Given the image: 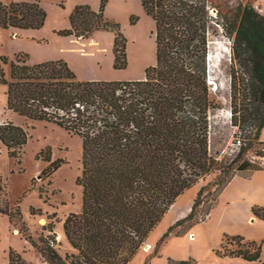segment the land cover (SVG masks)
Here are the masks:
<instances>
[{
  "label": "trees",
  "instance_id": "obj_1",
  "mask_svg": "<svg viewBox=\"0 0 264 264\" xmlns=\"http://www.w3.org/2000/svg\"><path fill=\"white\" fill-rule=\"evenodd\" d=\"M108 0L97 10L76 4L69 28L61 35L88 38L94 31L112 30L115 68L127 65L126 38L119 24L104 16ZM143 11L155 22V64L139 80H81L63 59L29 64L27 57L9 60L0 56V84L6 86L5 108L26 120L56 124L82 141L80 213L69 214L63 233L73 252L62 256L57 248L40 245L23 226L20 207L3 211L10 222L21 220L19 233L40 254L45 264H128L149 233L175 200L201 183L190 211L156 241L143 264L159 255L160 246L173 229L184 230L205 220L218 196L235 175L248 176L264 169L246 156L260 140L264 128V14L251 4L240 5L232 20L210 13L209 0H140ZM45 10L38 1L0 0V27L38 29ZM225 31L231 41L240 77L242 97L231 99L232 123L242 141L238 152L221 159L210 152L209 112L217 107L207 83L209 33ZM9 64L5 73L4 64ZM26 128L13 121L0 123V143L8 156L19 158L27 143ZM264 157V148L256 151ZM47 162L41 179L50 178L65 163L52 158L47 146L36 154ZM0 171V193L5 192ZM264 220V206L251 208ZM17 224V223H15ZM183 230V231H184ZM179 230L176 234L183 232ZM230 242V243H229ZM229 243V248H227ZM235 244V246H234ZM261 242L226 235L217 255L240 257L262 264ZM222 249V251H221ZM193 259L168 264H193ZM8 264H35L13 248Z\"/></svg>",
  "mask_w": 264,
  "mask_h": 264
},
{
  "label": "rangeland",
  "instance_id": "obj_2",
  "mask_svg": "<svg viewBox=\"0 0 264 264\" xmlns=\"http://www.w3.org/2000/svg\"><path fill=\"white\" fill-rule=\"evenodd\" d=\"M31 1H38L45 10L44 24L38 29L0 27V56H6L9 60L16 56L27 57L29 64L56 59L70 61L75 66L77 78L81 80H102L91 79L93 77L139 80L144 77L145 69L155 64V22L144 13L140 0H108L104 7V16L117 22L126 38L127 65L124 68H115L113 65L114 31L99 29L88 38L58 33L61 29L69 28V15L76 4H88L97 10L100 0ZM209 3L214 5L210 7V13L216 16L219 10L222 20L225 16L233 20L237 8L247 3L264 14V0H209ZM206 61L207 83L211 97L217 104L209 112L210 152L219 159L232 157L243 142L239 143L241 134L232 123L230 102L234 94L237 98L242 97L243 91L242 80H236L235 87L234 80H231L233 70L239 78L241 69L233 59L231 41L225 31L219 30L218 35L210 31ZM3 69L8 75L9 64H4ZM5 91L6 86L0 84V123L13 121L22 125L29 137L19 158L8 156L0 143V171L6 186L5 192L0 193V209L14 213L18 205L23 226L42 246L56 232L60 233L61 241L56 251L64 256L73 252V249L63 233V222L69 214L80 213L82 208V186L77 182L82 173L81 138L69 134L56 124L26 120L6 109ZM260 140L264 142V128ZM47 146L51 147L53 159L63 158L65 163L49 179H41L38 175L47 162L36 159V154ZM260 148H264V144L253 145L246 156L264 164V157L256 154ZM200 185H193L175 200L163 216L164 220L155 228V235L163 228L168 217L183 214L191 206ZM13 218L16 221L10 222L8 216L0 212V264H8L10 247L32 263L45 264L40 254L19 233L21 220ZM185 225L177 226L172 232L183 231Z\"/></svg>",
  "mask_w": 264,
  "mask_h": 264
},
{
  "label": "crops",
  "instance_id": "obj_3",
  "mask_svg": "<svg viewBox=\"0 0 264 264\" xmlns=\"http://www.w3.org/2000/svg\"><path fill=\"white\" fill-rule=\"evenodd\" d=\"M67 63L74 71L73 63ZM99 78L118 80L113 77L91 79ZM254 205L264 206V169L255 170L248 176L235 175L219 194L217 203L211 208L207 218L186 228L181 234H176L177 231L171 232L160 246L159 255L150 259V264H168L169 258L175 261L193 259V264H259L257 260L247 261L240 257L215 253L216 249L221 248L226 235H240L244 241L264 240V220L252 214L251 208ZM190 208L188 206L183 214L168 217L163 228L155 235V228L164 220L161 219L128 264H143L146 256L153 251L158 238L177 220L185 217Z\"/></svg>",
  "mask_w": 264,
  "mask_h": 264
},
{
  "label": "built area",
  "instance_id": "obj_4",
  "mask_svg": "<svg viewBox=\"0 0 264 264\" xmlns=\"http://www.w3.org/2000/svg\"><path fill=\"white\" fill-rule=\"evenodd\" d=\"M212 11V10H211ZM61 241V234L56 232V234L48 240L49 246L53 248H57L59 246V242ZM261 247L263 249V254H262V262L264 261V240L262 241Z\"/></svg>",
  "mask_w": 264,
  "mask_h": 264
},
{
  "label": "bare ground",
  "instance_id": "obj_5",
  "mask_svg": "<svg viewBox=\"0 0 264 264\" xmlns=\"http://www.w3.org/2000/svg\"><path fill=\"white\" fill-rule=\"evenodd\" d=\"M41 221H42V220H41ZM14 232H15V233H17L15 230H14ZM189 237L192 239V237H193V236H191V234H190V236H189Z\"/></svg>",
  "mask_w": 264,
  "mask_h": 264
}]
</instances>
